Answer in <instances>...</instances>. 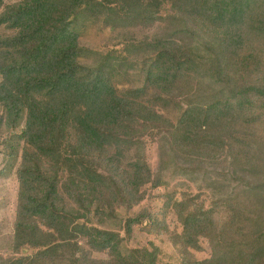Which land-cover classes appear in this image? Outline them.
Returning a JSON list of instances; mask_svg holds the SVG:
<instances>
[{
	"label": "trees",
	"instance_id": "16d2710c",
	"mask_svg": "<svg viewBox=\"0 0 264 264\" xmlns=\"http://www.w3.org/2000/svg\"><path fill=\"white\" fill-rule=\"evenodd\" d=\"M88 20L146 33L100 53ZM0 133L19 163L0 264H264V0H0ZM136 228L178 261L129 247Z\"/></svg>",
	"mask_w": 264,
	"mask_h": 264
},
{
	"label": "rangeland",
	"instance_id": "374dc122",
	"mask_svg": "<svg viewBox=\"0 0 264 264\" xmlns=\"http://www.w3.org/2000/svg\"><path fill=\"white\" fill-rule=\"evenodd\" d=\"M79 31L80 43L85 48H90L100 53H106L116 47L121 48L124 45V41L127 36L142 37L146 31L144 29L112 31L106 28L100 21L88 20L82 24ZM132 34V35H131ZM141 77L135 76L131 79L130 83H124L127 87H137L141 85ZM166 116L173 121L177 119L179 111L173 109L164 110ZM3 133H0V138H4ZM156 145L149 147L148 154L150 157L151 164L156 162ZM5 148L0 141V258L8 259L15 254L12 252V243L14 235V222L16 218V207H17V193H18V182L16 177V169L18 168V161L10 167L8 157H5ZM189 189V188H188ZM167 190H180L176 184H172L168 189L160 188L157 190L148 191L151 196L147 197L139 206H137L132 214L137 212L141 208H148L151 210H160L162 202H159L157 195L164 194ZM191 190H194L191 188ZM124 213V212H122ZM170 230L176 228V219L170 215L167 218ZM181 230V229H180ZM150 243H154L161 249L162 259L164 261H178L179 254L177 249L169 241L168 235H154L148 234L147 232L140 231L136 228L133 232L132 238L129 242V247L138 249L150 248ZM80 248L87 249L84 239H80ZM207 247L206 243H203ZM208 250L198 253L197 258L203 259L208 256ZM33 251L25 248L20 251L18 255L32 254Z\"/></svg>",
	"mask_w": 264,
	"mask_h": 264
}]
</instances>
